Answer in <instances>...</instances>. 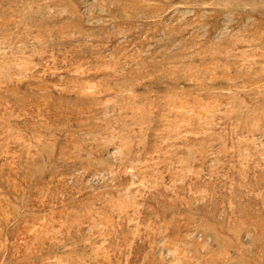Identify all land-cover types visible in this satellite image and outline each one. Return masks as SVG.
<instances>
[{"label":"rangeland","instance_id":"374dc122","mask_svg":"<svg viewBox=\"0 0 264 264\" xmlns=\"http://www.w3.org/2000/svg\"><path fill=\"white\" fill-rule=\"evenodd\" d=\"M0 264H264V0H0Z\"/></svg>","mask_w":264,"mask_h":264}]
</instances>
